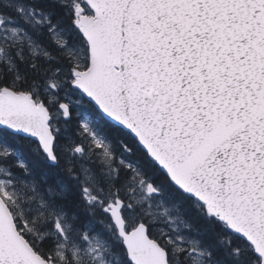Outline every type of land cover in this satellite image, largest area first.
<instances>
[{
    "label": "water",
    "instance_id": "obj_1",
    "mask_svg": "<svg viewBox=\"0 0 264 264\" xmlns=\"http://www.w3.org/2000/svg\"><path fill=\"white\" fill-rule=\"evenodd\" d=\"M83 1L94 16L74 26L89 67L72 87L264 264V0ZM51 121L31 93L1 88L0 129L55 165ZM110 208L132 264H169L145 225L126 232L121 204ZM0 264H49L1 196Z\"/></svg>",
    "mask_w": 264,
    "mask_h": 264
},
{
    "label": "rangeland",
    "instance_id": "obj_2",
    "mask_svg": "<svg viewBox=\"0 0 264 264\" xmlns=\"http://www.w3.org/2000/svg\"><path fill=\"white\" fill-rule=\"evenodd\" d=\"M6 1L8 3L7 6H0L14 11L16 15L12 20L13 16H3L4 13L0 11V19L2 20L0 28V62L3 63L7 69L12 70L14 68V64L11 61L13 56L20 57L28 54L32 57L48 59L51 51L48 49L46 37H50L52 45L61 49V54L65 56L68 61L67 67L53 71L51 74L47 75L42 83H40V86L31 87L29 89V93L35 96L37 101L42 99L53 107L51 113L53 121L51 126L54 129L55 138L60 134V143L64 144L62 148L59 149L60 157H65L72 162H77L78 159L86 160L89 157L84 156L85 153L83 152V148L87 145L89 150L93 149L101 154L100 161L103 162L101 164V170L104 174L110 177L114 176L112 171L116 172L117 167L121 170H128L133 174V177L130 178L128 183L125 179L121 189L117 188L114 192L109 194L100 191V185L96 187V182L91 181V179H85L84 188H82V201H80L82 210H87V207L90 208L92 205H97L102 208L104 213L107 209L110 211L111 205H117V203H115L116 196L127 194L131 189V194L137 195L144 205L154 206L157 213L161 216V222L167 226L166 228H162L160 236L167 239L171 244L173 243L170 254L173 264H245V262H243L244 260L238 259V261H236L228 257L226 252L222 253L224 256L220 255L222 257L219 258V260L218 258H214L213 255L216 253L215 249L223 246L214 245V247H203L202 243L199 241L200 238L187 231L189 229H185L187 228V224L183 225L182 219L180 220L177 216L174 218V215L170 213V205L167 201L155 198V196H151L147 193L149 182H147L145 178L146 172L142 171L141 173L136 165L126 162L124 158H119L118 161L114 158L115 154H113L112 150L117 148L114 144L115 139L110 140L106 132L103 131L106 126L104 122L101 124L100 119L89 113L86 103L75 89L63 84L71 83L72 69L83 71L88 66L86 44L73 26L69 28L64 25V23L58 25L52 22L51 15L43 12L42 8H40L37 3L25 6L24 0ZM50 1L60 2L63 5L74 2L76 5L75 7L84 10V14H91L82 0ZM73 9L72 7V10ZM72 10L70 15L72 14ZM8 87L12 88L10 85H8ZM65 105L69 108V117H65L61 109V106ZM73 118L76 119L74 124L76 130H78V138L76 134L74 135L72 132L68 131V123ZM14 138L13 141H15V144L19 145V141H16L18 136H14ZM9 139L11 138L7 137L0 129V196L9 206L14 218L20 220L19 224L22 227L20 231L26 236L36 237L39 234L37 229L32 227V225L25 220V213L29 212L33 216L40 211L47 213L53 218L52 230L50 231H52L53 237L56 238L58 248L56 257L48 255L47 258L50 264H65V258L68 257L72 259L74 264H127L125 262L126 259H122V253L117 247L119 245L122 246V240L118 241V244L110 241L111 227L106 222H101L102 228L99 232L96 230V227L99 226L100 221L92 216L85 225V228H81L80 230L75 228L70 220L62 224V217L68 216V214L64 211L62 206L58 205L53 200V198L59 197L61 194L68 191L63 182H59L61 187H59L58 184L56 185L60 191H56L57 188L55 189V187L53 189L45 188V193L43 195L38 194L31 199H27L25 192L26 188L21 183L22 179H19L21 178L19 174L11 171L10 165L19 164L26 173L27 169L20 163V154L9 146L7 142ZM72 140H74L75 144H72ZM56 145L57 141L55 148ZM76 150L81 151L77 153ZM139 167L141 168L140 165ZM89 172L90 169L86 167V173ZM108 180H110L109 177ZM87 182H92L94 187H86L85 185ZM24 184H26V181H24ZM156 188L158 189V187ZM108 189H110V187H108ZM101 195L108 200L106 206H102V204L100 205L98 202L102 201L100 198ZM41 200L45 201L46 208H41ZM174 205L176 206V204ZM120 211V215L123 218L125 213L122 207ZM141 212L140 210L138 211V213ZM127 213L129 214V211ZM107 221L109 222V216ZM128 222L133 224V227L137 225L133 215H130L128 220H126V223ZM56 223L62 225L68 234L67 236L61 238L62 230L56 233L54 229ZM49 224L50 223H46L40 229H43ZM158 230L160 232L161 229ZM49 234H46V236ZM222 236L224 238L222 239L221 237L220 240L224 246H227L226 241H224L227 237H225L226 235ZM237 246L239 248L238 252L249 251V245L247 243L238 242ZM251 252L253 251L251 250Z\"/></svg>",
    "mask_w": 264,
    "mask_h": 264
},
{
    "label": "trees",
    "instance_id": "obj_3",
    "mask_svg": "<svg viewBox=\"0 0 264 264\" xmlns=\"http://www.w3.org/2000/svg\"><path fill=\"white\" fill-rule=\"evenodd\" d=\"M39 6L42 8L43 12L51 15L52 22L57 24L64 23V25L71 28L72 17L65 6H60L57 2H52L50 0H40ZM46 41L48 42V49L51 51L48 59L32 57L28 54L20 57L13 56L11 61L14 64V68L12 70L7 69L3 63H0V88L10 85L14 91L29 92L31 87L40 86V83H42L47 75L51 74L53 71L67 67L68 61L65 56L61 54V49L52 45L50 37H46ZM63 84L70 86L69 83ZM40 101H43L52 113L53 107L42 99ZM84 102L87 105L89 113L100 119L101 124L104 122L106 126L103 131L106 132V135L110 140L115 139L114 144L117 148H115L116 151L114 158H116L117 161L119 158H125L141 162L142 165L140 170L141 172H146L145 178L151 180L153 185L158 186V195L155 196V198L163 199L169 203V211L174 215V218L177 216L180 220L182 219L183 225L187 224V228L185 229H189L187 231L192 235L199 237V241L202 243L203 247H214V245L223 246L217 247L215 249L216 253L213 251L214 258H218L219 260V258L224 256L222 253L226 252L228 257L235 259L236 261L240 259L244 260L243 262H245V264H259V260L253 252H251L249 246V251L238 252V242L245 244V241L238 237L231 236L227 233L223 224L208 218L202 207H200L192 198L183 195L158 169V167L147 159L144 152L136 144V141L132 139L128 133L115 127L113 124L102 120L94 106L85 100ZM75 120L76 119L73 118L69 121L68 131L72 132L74 135L76 134L78 138V130H76L74 124ZM2 131L7 137L11 138L7 141L9 146L20 154V163L27 169L26 173L19 164H9L11 171L19 174L21 177L19 179H22L21 183L26 188L25 192L27 199H31L38 194L43 195L45 193V188L53 189L55 187V189L57 188L56 191H60L56 185L58 184V186L61 187L59 182H63L68 191L61 194L59 197H54L53 200L64 208L68 214L69 220L72 221L75 228L78 230L83 228L90 220L91 216L100 222H107L108 215L102 211L100 206L95 205L90 208L87 207V210H82L80 201H82L81 196L83 195L82 188H84V181L85 179H91V181L96 182V187L100 185V191L109 194L114 192L117 188L121 189L122 183L125 179L128 183L131 178L128 170H121L117 167L116 172L113 171L114 176L110 177L109 175L104 174L101 170V164L103 163L100 161L101 156H97V153L93 149L89 150L87 145L83 148V152L85 153L84 156L89 157L86 160L78 159L77 162H72L65 157H60L59 149L62 148L64 144L60 143L61 138L59 137V133V136L56 137L57 145L55 148L57 163L56 165H52L47 162L34 141L18 136L16 141H19V145H16L15 141H13V139H15L14 135L7 131ZM72 144H75L74 140H72ZM86 167L90 169L89 173H86ZM108 177L110 180H108ZM24 181H26V184H24ZM85 186L88 188L94 187L92 182H87ZM108 187H110V189H108ZM131 192L132 190L130 189L127 194L116 196L117 199L126 203L127 208L125 211V218L128 219L130 215H133L136 222L140 221L147 226L148 234L152 239L157 240L161 244L165 243V239L160 236V233L162 232V228H166L167 226L161 222V216L155 213V210H153L152 207L135 201L132 198ZM100 198L102 200L98 201L100 205L102 204V206H106L108 201L106 197L103 198L101 195ZM40 204L41 208H46L44 200H41ZM174 204H176V206ZM139 210L142 212L138 213ZM128 211L130 215L127 213ZM25 220L30 223L32 227L37 229L39 234L37 237H40L38 241L36 239H31L24 234L34 250L46 260H49L47 258L48 255L56 257L58 248L57 243L53 237L46 236V234L49 233L53 234L52 231H50L52 230L53 218L47 213L39 211V213L33 216L29 212L25 213ZM19 221L20 220L15 219L17 228L20 230V224H17ZM46 223L50 224L43 229H40ZM158 229H161L160 232ZM222 235H226L225 237H227V240H224L226 241L227 246H224L220 240L221 237L222 239L224 238ZM109 239L117 244L118 241H120L114 228H111L110 230ZM65 264H74V262L68 257L65 258Z\"/></svg>",
    "mask_w": 264,
    "mask_h": 264
},
{
    "label": "flooded vegetation",
    "instance_id": "obj_4",
    "mask_svg": "<svg viewBox=\"0 0 264 264\" xmlns=\"http://www.w3.org/2000/svg\"><path fill=\"white\" fill-rule=\"evenodd\" d=\"M9 2H12V1H15V0H8ZM25 1V3H24V5L25 6H29L30 4H36L37 3V5H39V2H40V0H37V1H33V0H24ZM55 2V1H54ZM60 6H65L66 8H67V11H68V13L70 14L71 13V10H72V7L74 8L73 10H72V14L70 15L71 17H72V21H73V23H74V21H76L78 18H79V15H80V12H81V8H77V7H75L76 5H75V3L74 2H72V3H70V4H66V5H63L62 3H60V2H57ZM7 1L6 0H0V5H5V6H7ZM0 11H2L4 14H3V16H8V15H10V16H13V18H12V20L16 17V15H15V12L14 11H11L10 9H7V8H4V7H1L0 6ZM1 15V14H0ZM1 25H2V20L0 19V28H1ZM58 25H60V24H58ZM1 55V54H0ZM8 87V86H7ZM37 99V98H36ZM122 162H124V161H122ZM130 164L132 163L133 165H136L137 166V169L139 170V165L141 166L142 165V163L141 162H139V161H137L136 160V162H133L132 160L131 161H128ZM129 173L131 174V176L133 177V174L129 171ZM68 220H67V218L66 217H62V224H64V223H66ZM111 224H113L112 223V221L110 220L109 221ZM102 228V226H100V229ZM67 234V233H66ZM166 244V243H165ZM166 251H167V255H168V260H169V262L171 263V251H172V246H169V244H166V246H162ZM119 249H120V251L122 252V259L123 258H126L127 259V256H126V253H125V251H124V248H123V246H119ZM124 260V259H123ZM125 263V262H124ZM127 263V262H126ZM128 264V263H127ZM172 264V263H171Z\"/></svg>",
    "mask_w": 264,
    "mask_h": 264
},
{
    "label": "bare ground",
    "instance_id": "obj_5",
    "mask_svg": "<svg viewBox=\"0 0 264 264\" xmlns=\"http://www.w3.org/2000/svg\"><path fill=\"white\" fill-rule=\"evenodd\" d=\"M102 120H104L103 118H101ZM104 121H106V122H108V123H112V122H110V121H108V120H104Z\"/></svg>",
    "mask_w": 264,
    "mask_h": 264
}]
</instances>
